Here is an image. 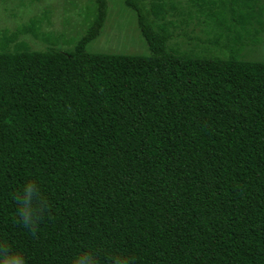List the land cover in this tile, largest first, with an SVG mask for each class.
Here are the masks:
<instances>
[{"label": "trees", "instance_id": "1", "mask_svg": "<svg viewBox=\"0 0 264 264\" xmlns=\"http://www.w3.org/2000/svg\"><path fill=\"white\" fill-rule=\"evenodd\" d=\"M89 1L74 46L37 17L3 29L0 264H264V61L242 52L262 42L264 0H124L146 56L88 51L109 6Z\"/></svg>", "mask_w": 264, "mask_h": 264}, {"label": "rangeland", "instance_id": "2", "mask_svg": "<svg viewBox=\"0 0 264 264\" xmlns=\"http://www.w3.org/2000/svg\"><path fill=\"white\" fill-rule=\"evenodd\" d=\"M89 2V0H0V38L3 29L14 30L29 22L30 18L37 17L42 21L41 31L44 34L52 32L55 37L62 39L65 36L70 39L68 42H71V46H74L86 31L84 16ZM123 3L124 0H109L108 16L104 27L99 37L88 44V51L141 56L150 54L139 29L136 12ZM144 5L149 9L147 2H144ZM235 26L233 29H242L240 25ZM186 31L205 37L203 26L195 22H192ZM22 39L26 40L33 50H42L45 47L43 42L31 35ZM261 39L260 44L251 42V45L244 47L242 52L246 59L264 61V31ZM65 41H59L57 47L68 50L66 48L71 46L66 45ZM171 43L180 44L183 48H191L194 41H189L183 35H176Z\"/></svg>", "mask_w": 264, "mask_h": 264}, {"label": "clouds", "instance_id": "3", "mask_svg": "<svg viewBox=\"0 0 264 264\" xmlns=\"http://www.w3.org/2000/svg\"><path fill=\"white\" fill-rule=\"evenodd\" d=\"M36 197L37 187L34 182H26L22 190L16 194L20 219L26 226H31L33 229L37 226L39 219L38 211L33 205ZM11 264H25V260L22 256H15L12 258ZM72 264H98V262L92 254L84 253L74 257Z\"/></svg>", "mask_w": 264, "mask_h": 264}]
</instances>
